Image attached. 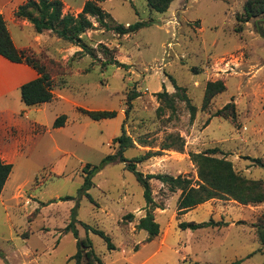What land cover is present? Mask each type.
<instances>
[{
	"label": "rangeland",
	"instance_id": "374dc122",
	"mask_svg": "<svg viewBox=\"0 0 264 264\" xmlns=\"http://www.w3.org/2000/svg\"><path fill=\"white\" fill-rule=\"evenodd\" d=\"M64 1L73 10L82 0ZM245 2L174 0L163 14L151 11L145 0L104 2L101 8L113 20L106 21L108 27L138 21L152 24L135 34L118 36L91 19L93 30L81 38L92 56H74L80 49L50 32L38 37L36 50L25 57L44 66L52 79L53 99L44 109L29 108L43 110L38 128L42 138L26 162H18L12 177L18 185L13 193L17 202L12 205L19 207L15 209L19 216H12L11 224L0 225V249L9 264L28 262L21 257L28 247L50 245L56 251L51 256L44 253L41 260L64 264L67 255L65 264H74L70 258L76 252L75 240L63 231L73 208L78 238L89 236L103 264H264V245L258 242L254 228L264 222V203L243 206L214 199L177 216L180 191L172 193L166 185L151 180L152 199L159 207L153 216L160 232L147 241L146 233L136 229L146 208L142 188L122 164L107 165L94 176L88 191L92 203L77 196L83 167L97 166L115 152L112 140L120 135L121 127L134 141L125 158L153 154L136 166L143 175H180L195 182L196 168L189 154L216 148L221 154L215 157H224L235 173L264 183V166L251 161L260 159L264 165V19L239 25L237 17ZM112 59L127 68L108 65ZM170 79L185 90L195 108L192 121L185 102L174 98L172 111L158 97L174 95ZM215 81H221L225 90L203 108L205 86ZM131 92L138 96L125 118L126 97ZM230 103L235 107L234 123L214 117ZM80 109L113 111L116 116L93 121ZM62 115L64 126L53 129V122ZM176 138L183 142L181 150ZM127 214L133 215L131 222L123 219ZM208 221L226 225L196 231L178 228L181 222ZM81 223L103 231L115 249L108 251L105 242L85 233ZM15 232L29 238L28 246ZM5 241L12 242L7 245Z\"/></svg>",
	"mask_w": 264,
	"mask_h": 264
},
{
	"label": "trees",
	"instance_id": "16d2710c",
	"mask_svg": "<svg viewBox=\"0 0 264 264\" xmlns=\"http://www.w3.org/2000/svg\"><path fill=\"white\" fill-rule=\"evenodd\" d=\"M109 0H90L84 3L83 8L79 14L72 16L69 14H62L61 0H37L28 1L22 6H19L14 14L15 20H25L31 24L33 31L37 35L45 32H50L57 39L65 41L80 49L79 52L74 53V56L91 55L89 49L82 43L81 36L90 30H93V24L89 20L92 18L99 27L112 31L118 36L135 34L143 28L151 26V22L138 21L127 26L115 24L108 27L107 20L113 21L108 13L101 8V3ZM174 0H145L147 7L157 13H165L170 4ZM89 17V18H88ZM264 19V0H246L242 8V14L237 17L239 25L245 24L249 20ZM261 30V28L259 27ZM241 31V27L237 28V32ZM31 52V51H30ZM28 51H17L13 46L9 33L7 31L5 21L0 15V56L13 63H23L36 71L38 77L33 81L23 84L20 87V101L27 107H36L52 101V79L45 71L44 66L40 65L35 58L28 59L26 54ZM108 65H115L121 68H127L126 65L117 62L116 60H109ZM175 93L169 96L166 93L159 94L158 97L163 99L169 105V109L174 111L173 99L185 102L186 107L190 112V120L194 119L195 108L190 104L186 97L185 90L177 87L175 82L170 79ZM225 86L221 81L208 82L204 89L203 108L207 107L211 99L222 92ZM136 92H131L126 97V110L124 111L125 118L131 109V102L137 97ZM80 112L93 121H100L105 119H112L116 116L113 111H88L80 109ZM214 117L228 118L233 123L236 120L234 104L225 105L222 109L215 112ZM66 122L65 116H59L52 124L53 129H59L64 126ZM176 141L181 143L178 145L179 150L183 147V142L180 138ZM115 146L113 154L106 155L97 166L85 165L82 169L83 182L77 190L78 197H85L91 203L93 202L88 191L92 188V179L105 166L119 163L124 166V169L132 174L135 181L142 188V197L145 203V213L143 217L138 220L136 229L143 231L147 235V241L157 237L160 232L159 224L155 221L153 210L157 207L152 199L150 181L156 180L168 187L170 192L180 191L176 203L177 216L183 215L196 207L210 201V200H232L237 204L259 205L264 203V183L261 180H249L233 171L232 165L224 157L216 158L215 155L221 152L214 148L208 149L200 153H190L189 158L196 168L197 181L185 176L172 177L168 175H143L137 171L136 166L147 160L153 154L147 152L144 155L132 159L125 158L124 154L128 150L134 148V141L126 135L121 127L120 135L112 140ZM175 145V144H172ZM171 148L172 146H165ZM249 159V158H247ZM253 163L259 167H263L260 159H251ZM12 166L4 164L0 160V194L3 190L5 182L11 172ZM64 200H73L71 197H66ZM125 221L131 222L133 220L132 214H127L123 218ZM76 209L71 210V217L69 223L65 226L64 232L70 233L75 240L76 252L70 258L74 264H102L101 259L94 253L92 242L88 237L84 239L78 238L76 230ZM84 228L85 233H91L100 237L106 244V249L112 251L115 249L111 243L110 238L101 230H97L86 224H80ZM226 225L222 222H181L178 228L182 231H196L208 227H221ZM256 236L261 245H264V222H257L254 224ZM23 238H26L24 236ZM0 259L7 264L3 253L0 251ZM232 264H239V261Z\"/></svg>",
	"mask_w": 264,
	"mask_h": 264
},
{
	"label": "crops",
	"instance_id": "0c3cea01",
	"mask_svg": "<svg viewBox=\"0 0 264 264\" xmlns=\"http://www.w3.org/2000/svg\"><path fill=\"white\" fill-rule=\"evenodd\" d=\"M28 1L30 0H0V15L5 21L7 31L17 51H35L37 46L36 43H38L40 39L38 37L41 36L34 33L31 24L27 21L15 20L14 14L17 8ZM87 1L90 0H82L79 5L72 10L64 0H61L62 14L76 16L81 12L84 3ZM91 19L92 18H89L90 21ZM37 77L36 71L26 64L13 63L0 56V160L4 164L12 166L11 172L0 194V220H2L0 221V225L2 222L11 224V217L13 216L14 218L15 216H19L18 210H15L19 209V207H14L12 205L17 202L18 198L16 194H13L18 185L16 180L12 179V177L18 167V162L22 160L26 162L32 148L37 145V141L39 142L40 138H42L41 131L38 128L42 125L41 113L43 110L25 107L20 101L19 91L23 84L33 81ZM44 105L45 104H42L40 106L43 108ZM223 223L226 224V222ZM0 234L3 238V234ZM17 238L20 239L25 246H28L29 238H21L19 236H17ZM5 242L9 245L8 243L11 244L12 241ZM56 249L57 247L52 245L48 248L42 247L40 249L28 247L27 251L21 254L23 259L28 260V262L23 264H40L43 261L40 258L44 253L48 252L49 256H51ZM0 251L3 253L7 264H9L4 251L1 249ZM39 251L40 253H38ZM68 258L69 256H64V264ZM45 261L43 262L47 264L48 262L46 263ZM0 264H4L1 259Z\"/></svg>",
	"mask_w": 264,
	"mask_h": 264
}]
</instances>
